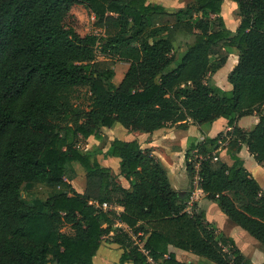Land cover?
I'll list each match as a JSON object with an SVG mask.
<instances>
[{
    "label": "trees",
    "instance_id": "16d2710c",
    "mask_svg": "<svg viewBox=\"0 0 264 264\" xmlns=\"http://www.w3.org/2000/svg\"><path fill=\"white\" fill-rule=\"evenodd\" d=\"M223 1L187 0L168 12L146 0H0V264H94L105 236L122 249L117 264H151L148 256L194 264L169 246L215 264H251L204 210L189 208L191 192L172 189L163 163L137 140L113 139L104 153L119 160L127 187L100 165L99 148L76 147L92 136L106 144L100 130L116 122L143 133L191 122L205 133L226 119L225 133L188 139L186 170L229 221L264 244V190L238 156L245 145L264 167V0H233L234 31L220 15ZM91 22L101 35L86 30ZM179 32L190 40L175 60ZM234 51L225 91L213 68ZM115 60L128 64L117 85ZM85 86L90 107L73 111V93ZM247 115L257 116L249 130L236 125ZM224 142L231 165L217 152ZM74 162L85 175L84 193L64 181ZM27 184L67 190L26 204L24 189L35 187ZM104 202L122 211L104 210Z\"/></svg>",
    "mask_w": 264,
    "mask_h": 264
},
{
    "label": "crops",
    "instance_id": "0c3cea01",
    "mask_svg": "<svg viewBox=\"0 0 264 264\" xmlns=\"http://www.w3.org/2000/svg\"><path fill=\"white\" fill-rule=\"evenodd\" d=\"M150 3H155L162 6L168 12H175L181 8H184L187 0H146ZM230 5L231 10L235 11L236 3L233 0H224L221 7V13L223 7L225 5ZM239 23L238 19L233 20V24L230 30L234 31ZM95 34L100 32L102 34V30L95 26ZM176 35L185 36L184 32H179ZM175 35V36H176ZM187 37V36H186ZM188 38V37H187ZM180 45H177V41L172 42L173 44V54L176 53L175 60L185 52L186 44L190 40L188 38ZM176 45V46H175ZM237 62V53L236 51L230 53L227 57V60L224 65H226V70L224 73L217 74V77L214 78L215 84L221 89L228 91L231 89V84L226 81L227 73L233 68V66ZM121 70V73L124 74L127 69L128 64ZM123 76V75H122ZM122 78V77H121ZM257 122L256 115H247L241 117L237 120L236 125L245 130H249L252 125ZM230 130V127L227 125V121L224 118H217L214 120L210 128L205 132L201 133L197 125L192 124L191 122L187 125L186 128H179L177 125H173L170 127H164L153 133H143L141 131H129L125 129L121 124L114 123L111 127H102L101 134L106 137L107 143L103 145L102 157L104 160H100L96 155V158L101 166L110 167L107 162H112V173L117 176V180L124 187H127V181L119 176V160L117 158L105 157L104 153L106 152L109 141L113 139L120 140H137L142 148L149 149L151 154L158 158L166 168L168 180L172 189L176 191H190L191 195L189 199L191 202L196 203L197 207L204 210L205 216L207 220L208 218V209L209 210H217L216 205L213 201L206 198L205 194L198 187V178L195 175L192 179H190L186 166H185V152L187 150V142L188 139L199 143L203 141L204 137L214 138L220 133H225ZM90 139V138H89ZM95 141V144H100L98 140H96L93 136L91 137ZM219 153V157L225 161L228 165L232 164V160L227 154V145L226 142L221 143L219 148L217 149ZM239 158L242 160L244 167L250 172V174L257 180V175H262L264 173V167L259 165L252 154L249 153L247 147L245 145L242 146L240 151L238 152ZM65 184L70 185L75 191L78 193H84L86 188V179L83 172L76 174L75 176L64 178ZM33 186L45 187L50 189L53 192H61L67 190V187L64 185H36V184H27L24 187L31 188ZM191 188V189H190ZM264 190V186H261ZM207 208V209H206ZM219 208V207H218ZM122 211V207L118 206L117 212ZM227 220V217L226 219ZM117 226L126 229L125 225L122 223H118ZM239 226L232 223V225L226 230L225 234L235 241L236 246L240 250V252L247 258L251 264H264V244L260 243L254 237L249 235L245 230L238 229ZM222 230V229H221ZM110 236H105L101 242V245L93 258L94 264H117L120 255L122 253V249L116 243L110 242ZM170 252H173L176 258L182 262L189 263L192 262L197 264L200 262L198 256L183 251L181 249H177L175 247H168ZM131 264V263H126Z\"/></svg>",
    "mask_w": 264,
    "mask_h": 264
},
{
    "label": "rangeland",
    "instance_id": "374dc122",
    "mask_svg": "<svg viewBox=\"0 0 264 264\" xmlns=\"http://www.w3.org/2000/svg\"><path fill=\"white\" fill-rule=\"evenodd\" d=\"M235 11L233 12L230 8V5H225V7H223L222 9V13H220V15L222 16V18L224 19L225 25L226 27L230 30L233 24V20L234 19H238V12H237V7L235 6ZM86 30L89 33H96L95 32V26L93 25V23L91 22L87 27ZM97 34L101 35L100 32H97ZM186 35L185 36H179V35H174L173 40L177 41V45L183 43L186 40ZM188 39V38H187ZM176 46V45H175ZM180 48V45L178 47V50ZM174 59L176 57V53L173 55ZM96 59L97 60H102L103 56L101 55L100 52V48L98 47L96 49ZM216 63V62H215ZM126 67V64H124L123 62L120 61H113V64H111V69L114 71V77L112 79V82L117 85L123 75V73H121V70ZM226 70V65H218L215 64L214 68H213V75L212 77H217V74L219 73H224ZM228 74V73H227ZM214 80V78H213ZM227 81V79H226ZM91 90L89 87L85 86V87H80L76 90V92L73 93L72 99H71V106H72V110L73 111H86L89 109L90 104H91ZM224 135V134H223ZM79 142L82 143V145L84 144H88V148L86 150L83 151H93L94 148H99L100 152L97 153L96 155L98 156V158H100V160H104L105 158L102 157V150L101 148H103V143L100 142V144H95V141L93 139H87V140H83V139H79ZM110 167H112V162H107ZM109 167V168H110ZM111 172H112V168H110ZM83 172L82 169L80 168V166L77 163H73L72 167L70 170L67 171V176L68 177H72L75 176L78 173ZM257 182L259 183L260 186H264V173L262 175H257ZM191 189V188H190ZM50 194V190L45 188V187H39V186H35L31 189H24V193L22 195L21 200L26 203V204H35L39 201H41L43 198H45L47 195ZM188 205L189 208L192 207L194 202H191L190 199H188ZM216 205V204H215ZM207 209V208H206ZM216 209L217 210H209L208 209V218L210 219V221H213L216 223V225L222 229V231L225 233L226 230L232 225V222L229 221L228 219H226L225 214L218 208V206L216 205ZM241 229V228H238ZM63 232L65 233H71V229L69 228V226H63L61 229ZM242 230V229H241ZM243 231V230H242ZM200 262L197 264H215L214 262L210 261L209 259L206 258H200Z\"/></svg>",
    "mask_w": 264,
    "mask_h": 264
},
{
    "label": "built area",
    "instance_id": "2783aa9c",
    "mask_svg": "<svg viewBox=\"0 0 264 264\" xmlns=\"http://www.w3.org/2000/svg\"><path fill=\"white\" fill-rule=\"evenodd\" d=\"M76 147H77L78 149H81V150H86V149L88 148V144H84V145H82V143H80V142L78 141V143L76 144ZM213 160H217V157L214 156V157H213ZM195 167H196V169H197L198 165L196 164ZM101 208L104 209V210H114V211H116V212H117V210H118V206H117V205H111V204H108V203H106V202H104V203L101 204ZM138 243H139V246H140V250H141L144 254H146V255L148 256L147 251L142 247V242H141V241H138ZM148 261H149L151 264H157V263H155V262L152 260V258L149 257V256H148Z\"/></svg>",
    "mask_w": 264,
    "mask_h": 264
}]
</instances>
